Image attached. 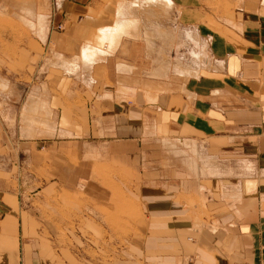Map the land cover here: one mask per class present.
<instances>
[{
	"label": "crops",
	"instance_id": "1",
	"mask_svg": "<svg viewBox=\"0 0 264 264\" xmlns=\"http://www.w3.org/2000/svg\"><path fill=\"white\" fill-rule=\"evenodd\" d=\"M82 1L46 3V14L35 18L31 11L37 27L44 16V34L30 32L33 46L48 52L42 68L49 95L40 101L31 92L22 108L31 136L18 138L29 141L19 155L29 162L30 188L0 192V264H264V8L245 15L240 30L229 26L218 35L182 20L192 8H176L173 38L158 19L162 32L153 41L145 42V30L141 37L131 31L92 68L69 70L63 63L76 61L117 12ZM183 24L193 41L177 31ZM175 65L183 70L171 71ZM5 90L0 75L1 103ZM40 109L51 116V137L33 131ZM38 141H50L45 154ZM97 168L120 174L142 212L125 218L120 254L117 233L99 213L80 215L85 224L76 233L63 227L67 236L95 238L91 259L85 244L55 246L54 220L32 204L70 189L94 207L111 203L93 176Z\"/></svg>",
	"mask_w": 264,
	"mask_h": 264
},
{
	"label": "rangeland",
	"instance_id": "2",
	"mask_svg": "<svg viewBox=\"0 0 264 264\" xmlns=\"http://www.w3.org/2000/svg\"><path fill=\"white\" fill-rule=\"evenodd\" d=\"M57 1L58 0H0V75L8 85V90L4 92L7 96L6 102H0V186L4 183L6 186H9V188L0 187L1 193L7 191L24 193V191L30 188L31 173L29 162L25 155H19V149L25 150L29 141L23 139L19 140L18 138L20 136H31L30 127L28 126L29 115L27 111L25 110V112L22 108L26 102L28 103L30 101L31 92H34L35 95L37 91L36 94L42 96V100L40 101H44L49 95L44 86L46 78L43 75L44 69L42 68L45 63L46 53L48 52H46L45 47L44 51H42L40 47L36 48L35 45L33 46L32 40L34 37L30 32L31 30L28 29L25 24H22L23 22H21V19L26 15L27 11H32L34 13V18L37 14L45 15L46 10L44 9V5L50 3V7L57 8V6L54 5V2ZM155 2L156 1L149 2L147 0L146 2L145 0L82 1L83 5H87L90 8H100V12L102 13L105 10L113 12L114 8H117L115 20L108 27L118 24L120 17V20L122 19L125 21L126 19L127 22L132 24V27L129 28L128 36L131 35L130 33L132 31L135 36L141 37L142 31L145 30V42L153 41L157 38L158 33L162 32L158 30L155 25L158 19H164L165 21L166 33L164 34L166 37L173 38L171 32L176 29L175 22H177L176 20L178 18L176 16L179 15V10L176 8H192L191 13L185 14L182 20H196L197 26H207L208 30L214 35H218V33L221 34L231 25V27L240 30L238 23L244 20L245 15L250 16L257 8H264V0H186L184 2L182 0H172L173 7L170 8L165 6L162 2H158L159 4ZM124 3L127 4L125 5ZM129 3L130 5L126 8ZM131 4L133 8H140L134 10V19L126 17V15L128 16V12L126 11L132 9ZM119 6L121 7V11L124 10L121 13L119 12ZM125 8L127 10H125ZM124 12L127 14H123ZM262 12L264 16V11ZM142 19H145V29L141 27ZM108 27L104 26L98 28L94 35H96L100 29H107ZM187 27L188 26L183 24L181 30L177 31L182 32V36L185 38L187 37V40L193 41L194 39L191 33L188 31L185 32ZM54 31L59 33L62 29L58 27ZM48 32L50 33L51 29H49ZM88 42L92 43L93 39L91 38ZM88 42L83 44L81 48L88 44ZM184 53H186V51H184ZM78 57L79 54L76 61L63 63L64 67L65 65L77 66L79 64L83 68L90 69L93 64L106 58L103 57L100 59L101 57H99L98 60L94 61L95 63L93 61L89 62V64L92 63L89 66V64H83ZM170 60L172 63L173 59ZM79 65L77 68L80 67ZM175 67L178 66L175 65L173 68L171 67V71H174ZM180 69L183 70L182 68ZM35 116L39 122L33 125V131L37 129L39 137H51L50 134L45 132L49 122L52 123L49 121L52 120L51 116H48L47 113L41 109L38 113L34 114V117ZM1 137H4V140H2ZM49 142L50 141H38V149L41 150L43 148V153L45 154ZM57 162V158L54 157V163ZM77 162V157L71 158L70 164L75 168ZM93 171V176H96V178L100 180L101 186L109 193L111 203L94 207V205L90 204L88 201L90 198H86L87 200H85V203L79 198L77 190L70 189V191L55 190L49 195H39V198L37 197L38 200L35 199L32 204V207L41 211L48 220H54V227L58 233V236L53 238L55 246L68 245L73 247L75 245L85 244V255L87 258L89 257L91 259L97 256L90 247L93 246L92 244L95 242V238L90 236H67L66 233L62 231L63 227L76 233L75 229L83 228L85 224L84 221H79L78 218L80 215H89L93 212L99 213L107 218L103 220V224L117 233L115 239L118 242V251L120 254V251L125 249V240L127 239L126 235L128 234L129 228V223L125 218L135 217V215L142 212V207L137 197H133L131 190L125 188V184L122 182L124 178L120 174L114 175V173L108 169L102 168L93 169ZM19 185L20 188L18 187ZM90 197L92 196L90 195ZM40 200L43 201L40 202ZM28 207L29 203L27 204V208ZM108 239L109 238L103 236L101 241L105 244ZM107 258H109V255L106 253L102 260H106Z\"/></svg>",
	"mask_w": 264,
	"mask_h": 264
},
{
	"label": "bare ground",
	"instance_id": "3",
	"mask_svg": "<svg viewBox=\"0 0 264 264\" xmlns=\"http://www.w3.org/2000/svg\"><path fill=\"white\" fill-rule=\"evenodd\" d=\"M147 1H156L157 3L158 2H162L165 6L167 7H173V2L172 0H147ZM146 2V0H145ZM155 2V3H156ZM154 3V4H155ZM125 4V3H124ZM123 4V5H124ZM127 4V3H126ZM125 4V5H126ZM134 4V3H133ZM159 4V3H158ZM157 4V5H158ZM122 5V6H123ZM124 5V7H125ZM130 5V3L126 6V8ZM132 5V4H131ZM135 5V4H134ZM120 6H119V12H123L120 10ZM125 8V10H127ZM133 8V5L132 7ZM123 9V8H122ZM128 12V10L126 11ZM126 12H124L123 14H127ZM27 15V16H26ZM26 15L22 17L21 19V22H23L22 24H25V26L30 29L31 31H33V33L37 36H40V34H44V28L45 26H43V15H38V27H37V24L36 22H32L29 20V18L32 17V12L31 11H27L26 12ZM124 15V17H125ZM118 16V15H117ZM119 17V16H118ZM126 17H128L126 15ZM121 18V17H120ZM119 18V22L118 24H114L115 26H112V27H108L107 29H100L96 35H94L92 37L93 39V42L90 43L88 42V44H86L85 46H83L82 48L79 49V59L81 60V62L83 64H89V62H94L96 60H98L99 57H101L100 59H102L103 57H108L110 56L111 54H113L114 50L116 47H118V43L120 41V39H122V37H126L128 36V31H129V28L132 27V24L130 22H127V20L125 19V21H122L120 20ZM134 19V18H133ZM35 21V20H34ZM133 22V21H132ZM135 22V20H134ZM45 25V24H44ZM24 26V27H25ZM134 26V25H133ZM232 26V25H231ZM135 27V26H134ZM133 27V29H134ZM237 27V26H236ZM187 36V34H186ZM192 37V36H191ZM187 38V37H186ZM190 38V37H188ZM43 39V38H42ZM194 52V51H193ZM196 52H194V56L196 55L195 54ZM105 59V58H103ZM197 60V59H196ZM67 63V62H66ZM95 63V62H94ZM92 63L89 64V66L91 65ZM96 64V63H95ZM94 65V64H93ZM92 65V66H93ZM78 66V65H77ZM76 65H65V68L66 69H78ZM80 66V65H79ZM120 68V67H119ZM179 69V68H178ZM176 70V69H175ZM181 70V69H180ZM179 70V71H180ZM87 72V71H86ZM182 73V71H181ZM185 77V76H184Z\"/></svg>",
	"mask_w": 264,
	"mask_h": 264
}]
</instances>
